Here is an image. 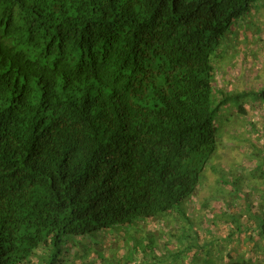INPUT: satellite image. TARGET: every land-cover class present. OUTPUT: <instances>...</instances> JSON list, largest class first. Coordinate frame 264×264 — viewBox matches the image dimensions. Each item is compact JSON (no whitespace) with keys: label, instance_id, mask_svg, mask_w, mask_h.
Here are the masks:
<instances>
[{"label":"trees","instance_id":"trees-1","mask_svg":"<svg viewBox=\"0 0 264 264\" xmlns=\"http://www.w3.org/2000/svg\"><path fill=\"white\" fill-rule=\"evenodd\" d=\"M263 13L264 0H0V264H264V90L215 81L222 46L245 44L244 27L253 42ZM246 104L262 122L231 136L239 189L200 222L207 204L198 219L185 206L225 139L219 114Z\"/></svg>","mask_w":264,"mask_h":264},{"label":"rangeland","instance_id":"rangeland-1","mask_svg":"<svg viewBox=\"0 0 264 264\" xmlns=\"http://www.w3.org/2000/svg\"><path fill=\"white\" fill-rule=\"evenodd\" d=\"M262 17L263 18L261 20L264 23V13ZM246 18L250 20L251 15L248 14ZM242 21H244V19H242ZM237 23L239 22L237 21L233 26H236ZM246 29V27L243 28V36L246 38L245 44L242 43L241 40H236L237 38L234 40L232 38L228 43H225V45L222 46L225 47V50H223V53L221 54L222 60L220 59L219 62L217 60L215 64V81L218 87H222V89L224 88L225 91L229 90L230 92H232L233 90H237L240 92H250L251 95L247 100L254 101L253 98L255 97V95L264 90V31L259 35L254 36V41L252 42L249 40L245 32ZM233 34L234 37L237 35L235 27L233 28ZM239 45H241V50L236 53L238 54L237 59L233 60V57H229L231 55H228V53H233V50H237ZM228 48H230L231 50H228ZM242 101L243 102L240 101L236 104L239 105L241 103H244L246 99L242 98ZM245 108L248 112L246 117L238 113V108L234 109L237 111L234 114H229L225 111H221L219 114L222 121H224L225 119H231L230 122H226V124L228 125L225 127V130L223 132L225 139L222 142V145L217 153L218 155L214 157L207 168L206 178L204 179V182L202 183L201 188L197 193L198 200H192V203H188V205H192L193 208H189L187 204L185 206L187 214H189L188 211L190 210V212L195 215L196 219H198L201 216L196 215L197 209L199 208L198 205L201 206L204 203L207 204V214L202 215V219H200V222L202 220L207 221L215 217L221 220L220 214L222 211H220V205L223 204V201L218 199V193L221 192L222 187L226 190L239 189V186H235L233 188V185L231 183L232 180H230L227 175L230 168L236 167L238 163L237 160L242 161L241 153L238 148L235 147L233 141L231 140V136L232 138H236L240 141V139H242V137L245 135L243 134V129H246V125L249 122L253 120L257 122L258 125H261L262 122L261 119L259 120L258 118H256L255 114L252 113L250 105L246 104ZM228 117H230V119ZM250 148L253 149L252 146ZM247 150L249 151V149ZM253 159L254 157L252 153L249 154V160L252 161ZM250 165L253 166V164ZM223 210L226 211V208H223ZM196 222L197 221H195L194 224H196ZM202 226H204L205 228L208 227L206 222H204ZM189 228H191V225L180 231V234L182 235L186 231L191 235L192 229ZM157 229L158 224L153 222L151 230L156 231ZM201 234H204V232H201Z\"/></svg>","mask_w":264,"mask_h":264},{"label":"crops","instance_id":"crops-1","mask_svg":"<svg viewBox=\"0 0 264 264\" xmlns=\"http://www.w3.org/2000/svg\"><path fill=\"white\" fill-rule=\"evenodd\" d=\"M248 250H249V247H248ZM254 259V258H253Z\"/></svg>","mask_w":264,"mask_h":264}]
</instances>
